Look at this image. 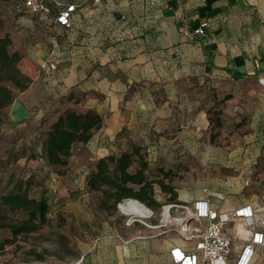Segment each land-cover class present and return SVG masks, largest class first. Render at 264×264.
Listing matches in <instances>:
<instances>
[{
  "label": "crops",
  "instance_id": "1",
  "mask_svg": "<svg viewBox=\"0 0 264 264\" xmlns=\"http://www.w3.org/2000/svg\"><path fill=\"white\" fill-rule=\"evenodd\" d=\"M69 3L77 6L72 27L62 31L54 45L50 41V46L38 43L32 56L39 64L53 52L59 59L58 70L49 79L34 65L22 70L32 79L23 92L27 100L20 101L27 112L45 98L71 93L89 97L91 93L95 97L90 100L91 107L101 115L110 113L104 123L108 133L127 137L129 131L147 122L150 112L166 127L174 126L173 113L188 112L186 127L195 126L196 90L220 86L224 95H232L226 105H238L243 96L256 97V116L264 121V87L259 83L264 78V0ZM204 23L205 35H195ZM185 137V132L179 136L183 147L195 140L194 136ZM202 191L185 196L194 201L191 210L205 202L219 215H228L223 232L235 239L228 264H238L246 244L261 226L258 222L254 229L235 214L254 205L232 200L219 204L206 187ZM204 222L209 220L204 218ZM197 244V239L188 241L170 230L124 241L98 238L91 264H181L175 250L192 255L198 253ZM261 263L264 258L258 252L250 264Z\"/></svg>",
  "mask_w": 264,
  "mask_h": 264
},
{
  "label": "rangeland",
  "instance_id": "2",
  "mask_svg": "<svg viewBox=\"0 0 264 264\" xmlns=\"http://www.w3.org/2000/svg\"><path fill=\"white\" fill-rule=\"evenodd\" d=\"M21 1L0 0V17L4 21V30L12 36V51H19L23 56L20 69L28 70L34 65L40 71L43 60L38 64L37 58L33 60L32 56L38 50V43L44 46H50V43L39 30L35 17L26 10L15 11L17 2L20 4ZM53 20V16L42 19L48 34ZM220 88L206 90L198 87L196 90L199 103L195 126L186 127L189 114L182 111L173 113L176 120L172 127L157 121L150 112L147 122L140 123L133 130L135 133L129 131L127 137L110 135L104 124L88 144L75 145L68 164L61 167L49 166L41 156L45 133L58 111L67 107L78 111L91 109L90 100L95 98L94 95L72 97L67 94L56 99L45 98L33 104L32 111L27 112L20 104L27 97L17 91L16 101L0 117V196L19 179L31 177L34 185L30 195L37 198L45 195L49 199V222L38 232L23 235L16 243L7 246L0 254V264H91L98 238L117 237L124 241L159 235L164 230L178 234V223L163 222L164 207L173 206L169 212L173 219L187 216L194 201L185 196L203 194L204 187L212 194L214 202L220 204L223 200H232L252 204L258 219L264 220V121L256 116V97L243 96L238 105H226L222 102L225 92ZM216 109L222 110L219 116L221 127L214 123L218 117L214 114ZM208 110L212 112L208 114ZM192 114L193 111L191 119ZM102 115L105 123L110 113ZM183 132L188 136L186 140L194 136L195 142L191 141L185 147L179 145V136ZM131 135L137 143L146 146L152 180L161 176V170L173 172L166 183L171 182L178 199L170 201V195L156 184L155 207L152 209L142 203L152 211L150 218L131 217L119 208L113 213L102 211L99 208L101 194L88 191L86 186V177L97 160L128 149V141L133 139ZM183 149L184 153L180 154ZM188 150L191 155L186 154ZM182 156L185 158L180 161ZM9 215L15 222L19 218ZM9 237V230L0 228V241Z\"/></svg>",
  "mask_w": 264,
  "mask_h": 264
},
{
  "label": "trees",
  "instance_id": "3",
  "mask_svg": "<svg viewBox=\"0 0 264 264\" xmlns=\"http://www.w3.org/2000/svg\"><path fill=\"white\" fill-rule=\"evenodd\" d=\"M24 2H17L16 12L26 10ZM26 13L37 19L39 30L48 39L49 30L44 26L41 15ZM51 16L54 17V14ZM12 45V36L4 30V21L0 17V117L16 100V92H25L32 83V79L19 67L22 54L12 51ZM70 95L79 96L74 93ZM231 98V94L226 95L222 102L226 104ZM211 112L212 110H208V114ZM221 113V109L214 111L218 116L214 122L216 127L222 126L219 118ZM56 115L41 143V156L49 166L61 167L68 164L75 145L88 144L94 134L102 129L104 117L94 109L78 111L70 107L62 112L58 111ZM128 142V149L99 158L86 177L88 191L101 194L99 208L113 213L120 204L132 199L153 209L157 204L156 184L170 195V201H176L177 192L171 182L166 183V179L171 178L173 172L161 170V166V176L152 180V167L147 159L146 146L135 140ZM33 185L31 177L19 179L8 192L0 196V228L10 232L9 238L0 241V254L7 246L16 243L19 237L38 232L49 222V199L45 195L32 197L30 192ZM9 213L19 217L16 222L10 218ZM38 258L43 259L41 255Z\"/></svg>",
  "mask_w": 264,
  "mask_h": 264
},
{
  "label": "built area",
  "instance_id": "4",
  "mask_svg": "<svg viewBox=\"0 0 264 264\" xmlns=\"http://www.w3.org/2000/svg\"><path fill=\"white\" fill-rule=\"evenodd\" d=\"M101 0H95V3H100ZM24 8L26 11L41 15L42 19L52 17L54 20L50 25V34L48 40L52 45L56 43L57 36L62 31L68 30L72 27V20L77 12V6L74 3H65L63 0H25ZM207 24L204 23L200 28L194 31L195 35H205V28ZM59 59L53 52L49 53L40 65V72L46 78H51L58 70ZM260 85L264 87V78L259 79ZM205 202L197 204L195 210H188L187 216L182 215L169 222L178 223V233L186 240L197 239L198 253L192 255H185L184 253L175 250V257L181 264H228L235 239L227 236L223 232V228L230 220L228 215H219L216 211L209 209ZM173 206H165L169 210ZM247 221L250 227H255L258 222L261 230L254 231V236L245 246L244 252L239 258L238 264H250L256 253H261L264 258V220L260 221L256 210L251 206L245 207L235 214ZM204 218L209 222L206 224ZM168 223V224H169ZM255 229V228H254Z\"/></svg>",
  "mask_w": 264,
  "mask_h": 264
},
{
  "label": "bare ground",
  "instance_id": "5",
  "mask_svg": "<svg viewBox=\"0 0 264 264\" xmlns=\"http://www.w3.org/2000/svg\"><path fill=\"white\" fill-rule=\"evenodd\" d=\"M120 210L124 214L135 218H150L152 216V211L147 206L132 199L122 203ZM171 221H174V219L170 216L169 210L166 209L164 212L163 222L169 223Z\"/></svg>",
  "mask_w": 264,
  "mask_h": 264
},
{
  "label": "water",
  "instance_id": "6",
  "mask_svg": "<svg viewBox=\"0 0 264 264\" xmlns=\"http://www.w3.org/2000/svg\"><path fill=\"white\" fill-rule=\"evenodd\" d=\"M136 201H138V200H136ZM118 208H119V209L121 208V204L118 206Z\"/></svg>",
  "mask_w": 264,
  "mask_h": 264
}]
</instances>
